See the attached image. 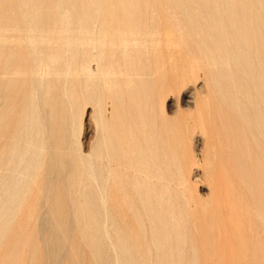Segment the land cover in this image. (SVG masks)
<instances>
[{
  "label": "bare ground",
  "instance_id": "1",
  "mask_svg": "<svg viewBox=\"0 0 264 264\" xmlns=\"http://www.w3.org/2000/svg\"><path fill=\"white\" fill-rule=\"evenodd\" d=\"M24 3L18 0L19 7ZM66 3L72 12L71 30L78 36L64 37L62 18L52 13L55 8L51 6L42 10L41 24L29 25L36 31L38 48L44 51L32 55V89L36 93L34 98L28 99L30 108L20 110L19 117L25 124L16 139L25 149L19 151L16 144L8 147L11 157L0 166L10 174L20 175L2 178L0 209L21 205L32 186L22 184L19 177L33 179L42 166H46L42 180L46 195L41 207L47 205L49 211L41 215V220H49L41 226L49 244L48 264H55L61 252L68 249L62 235L68 232L71 215L85 224L81 231L76 227V233L82 235L84 241L95 234L98 243L94 244V240L88 243L95 260L113 248L116 264H182L179 257L184 249L176 245L184 239V226L180 229L173 223L184 221L181 211L186 203L178 206L171 192L184 193L179 191L184 171L179 169L177 159L171 161L169 155H161L155 148L159 141L154 137L156 118L146 116L155 113L154 108H148L154 102L153 93L147 95L127 88L126 95H122V99L120 96L122 104L116 109L117 121L108 126L104 122L100 144L88 170L86 161L81 156L76 158V151L71 147V131L64 115L82 99H88L97 107L104 100L106 84L91 67L88 48L98 51L96 61L100 69L99 63L106 58L103 52L106 36L118 41L121 54L127 56L130 44L143 45L131 38L141 36L145 43L142 36L152 35L160 22L174 20L176 31L182 24L188 29L181 45L193 52L192 58L195 61L202 58L214 66L211 74L217 77L223 104L235 119L232 122L243 127L240 145L249 143L248 152L242 148V155L253 149L257 151L255 167L259 181L264 184V0H81L80 3L67 0ZM100 7L103 9L98 12ZM29 12L34 18L37 9L31 7ZM46 31L49 36L44 34ZM66 39L85 47L69 62L67 59L65 62L62 55ZM168 41L166 45L170 46L171 41ZM169 46H166L168 51ZM194 52L202 54L197 56ZM70 63L79 67L72 75L85 77L76 88L58 94L59 88L54 84L38 83L41 70H49L54 64L60 66L57 76H70ZM135 66L127 65L132 70ZM34 129L38 133L31 138ZM83 171H88L87 176ZM175 176H180L181 181ZM21 192L23 195L19 196ZM111 193H115V197H111ZM18 200L21 201L16 202ZM128 205L136 208L133 220L125 228L109 233L107 227L122 225L120 210ZM98 209H102L100 217ZM261 222L264 230V220ZM132 223L139 226L136 237L130 232ZM88 227L93 231L89 236ZM137 236H147L146 242L139 241ZM113 238L116 239L114 244ZM138 254L142 256L138 258ZM70 256L74 259L75 251Z\"/></svg>",
  "mask_w": 264,
  "mask_h": 264
},
{
  "label": "rangeland",
  "instance_id": "2",
  "mask_svg": "<svg viewBox=\"0 0 264 264\" xmlns=\"http://www.w3.org/2000/svg\"><path fill=\"white\" fill-rule=\"evenodd\" d=\"M66 1L24 0L23 7H19L18 0H0V166L11 157L8 147L16 144L19 151L25 149L16 139L19 129L25 124L19 116L30 108L28 99L34 98L36 93L32 89V55L44 51L38 48L36 31L29 25L41 24L42 10L51 6L55 8L51 9L52 13L62 18L64 37L78 36L71 30L72 12ZM31 7L37 9L34 18L29 16ZM102 9L100 7L98 12ZM79 11L82 12V9ZM175 27L174 20L163 21L156 25L152 35L142 36L146 39L145 43L141 36L131 38L143 45L130 44L132 46L127 56L121 54L118 41L106 36L103 46L106 58L99 63L102 65L100 69L96 61L98 51L87 49L91 67L106 84L104 100L97 107L88 99H82L77 107L64 115V121L71 131L69 142L76 151V158L81 156L86 161L88 170L100 144L103 124L116 123V109L122 104V95H126L127 88L140 90L147 95L153 93L154 102L148 108H154L155 113L146 116L156 118L154 137L159 141L155 148L161 155H169L171 161L177 159L179 169L184 171L183 186L179 187V191L184 193L171 192L178 206L186 203L181 211L184 221L173 223L177 228L184 226V239L176 245L184 249L179 261L182 264H264V230L261 222L264 220V184L259 181L255 167L257 151L253 149L242 155V148L248 152L249 143L240 145L243 127L232 122L235 119L223 104L217 77L211 74L214 66L202 58L195 61L193 52L181 45L182 36L187 34L188 29L183 24L179 31ZM68 32L71 34H66ZM44 34L50 35L47 31ZM167 40L171 41H168L170 46L166 45ZM65 42V49L62 50L65 62L85 50V47L72 41L66 39ZM166 46L170 47V51ZM201 54L194 52L197 56ZM128 63L136 65L135 69H129ZM70 69V76H57L60 70L58 64L52 65L49 70L44 68L41 71L46 72H41L37 77L38 83L54 84L59 88L58 94L76 88L85 81V77L72 75V71L79 69L76 63H70ZM151 127L154 128V125ZM36 133L38 130L34 129L30 137H36ZM33 149L31 147L30 151ZM45 170L46 166H42L33 179L19 177L22 184L32 186L24 196L25 200L21 205L0 209V264L50 263L47 235L41 226V223L46 224L49 220H41V215L49 211V206L41 207L46 195L42 188ZM87 174L88 171H83L84 176ZM6 176L20 175L10 174L0 167V184ZM175 178L181 181L180 176ZM110 196L115 197V193ZM128 206L120 210L122 225L107 227L109 233L125 228L133 220L132 214L136 208ZM98 210L100 217L102 209ZM67 226L68 232L62 237L69 250L61 252L55 264H116L113 248H109L106 255L97 260L91 256L88 243L94 240V244H97L98 240L95 241V234L89 236L93 232L89 227L88 236L92 239L88 241L76 233L77 226L79 231L85 228L80 219L71 215ZM129 227L131 235L136 237L138 224L132 223ZM137 238L144 243L147 236ZM112 243H116V239L113 238ZM73 251L76 256L71 259L70 253ZM141 256L138 254L137 257Z\"/></svg>",
  "mask_w": 264,
  "mask_h": 264
}]
</instances>
